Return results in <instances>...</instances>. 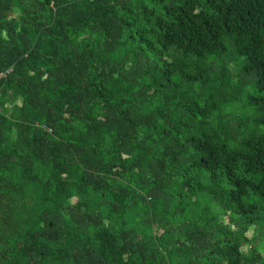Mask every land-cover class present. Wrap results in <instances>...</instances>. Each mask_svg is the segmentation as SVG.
Listing matches in <instances>:
<instances>
[{"label": "trees", "instance_id": "obj_1", "mask_svg": "<svg viewBox=\"0 0 264 264\" xmlns=\"http://www.w3.org/2000/svg\"><path fill=\"white\" fill-rule=\"evenodd\" d=\"M0 264H264V0H0Z\"/></svg>", "mask_w": 264, "mask_h": 264}, {"label": "rangeland", "instance_id": "obj_2", "mask_svg": "<svg viewBox=\"0 0 264 264\" xmlns=\"http://www.w3.org/2000/svg\"><path fill=\"white\" fill-rule=\"evenodd\" d=\"M218 100L221 103H223V101H226L222 97H219ZM226 102H227L226 105L225 103L222 105L221 110H236L239 114L243 116V121L245 125L251 124L250 121L252 119L251 118L252 112L248 108L241 107L240 96L237 90H232V92L229 93V96ZM253 132L255 135L259 134V131L257 129H255Z\"/></svg>", "mask_w": 264, "mask_h": 264}]
</instances>
